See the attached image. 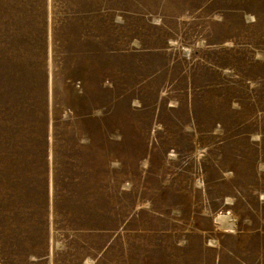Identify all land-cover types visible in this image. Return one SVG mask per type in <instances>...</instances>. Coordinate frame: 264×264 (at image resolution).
I'll use <instances>...</instances> for the list:
<instances>
[{
	"label": "rangeland",
	"instance_id": "1",
	"mask_svg": "<svg viewBox=\"0 0 264 264\" xmlns=\"http://www.w3.org/2000/svg\"><path fill=\"white\" fill-rule=\"evenodd\" d=\"M0 264H264V0H0Z\"/></svg>",
	"mask_w": 264,
	"mask_h": 264
},
{
	"label": "bare ground",
	"instance_id": "2",
	"mask_svg": "<svg viewBox=\"0 0 264 264\" xmlns=\"http://www.w3.org/2000/svg\"><path fill=\"white\" fill-rule=\"evenodd\" d=\"M228 217H229V216H228ZM228 217H226V218H228ZM223 218H224V215H223V216L221 215L220 220H222Z\"/></svg>",
	"mask_w": 264,
	"mask_h": 264
}]
</instances>
